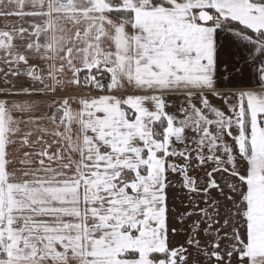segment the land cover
<instances>
[{
    "label": "snow or ice",
    "instance_id": "snow-or-ice-1",
    "mask_svg": "<svg viewBox=\"0 0 264 264\" xmlns=\"http://www.w3.org/2000/svg\"><path fill=\"white\" fill-rule=\"evenodd\" d=\"M0 264H264V0H0Z\"/></svg>",
    "mask_w": 264,
    "mask_h": 264
}]
</instances>
